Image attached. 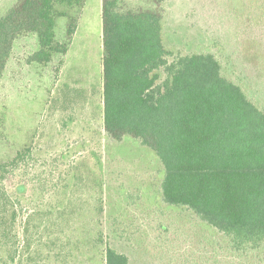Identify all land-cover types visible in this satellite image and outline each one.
Listing matches in <instances>:
<instances>
[{
    "label": "rangeland",
    "instance_id": "1",
    "mask_svg": "<svg viewBox=\"0 0 264 264\" xmlns=\"http://www.w3.org/2000/svg\"><path fill=\"white\" fill-rule=\"evenodd\" d=\"M163 6L167 50L215 53L264 109V15L252 21L248 0L238 14L223 0ZM102 12L103 0H86L67 52L49 64L31 60L36 34L13 44L0 87V163L23 158L0 179V264H105L107 246L130 264H264V250L236 252L191 210L163 201L153 150L107 135ZM67 24L57 19L60 42Z\"/></svg>",
    "mask_w": 264,
    "mask_h": 264
},
{
    "label": "trees",
    "instance_id": "2",
    "mask_svg": "<svg viewBox=\"0 0 264 264\" xmlns=\"http://www.w3.org/2000/svg\"><path fill=\"white\" fill-rule=\"evenodd\" d=\"M86 0H4L0 5V87L15 40L36 34L43 65L67 52ZM103 0V115L109 138L132 137L155 152L166 204L191 210L236 252L264 250V109L223 72L215 53L174 54L164 45V4ZM238 14L242 0H223ZM252 21L261 23L264 0ZM66 17L67 39L56 38ZM247 38L249 36H246ZM61 63V61H60ZM258 66H264L261 63ZM264 69V68H263ZM17 158L0 163V179ZM105 264H130L107 246Z\"/></svg>",
    "mask_w": 264,
    "mask_h": 264
}]
</instances>
